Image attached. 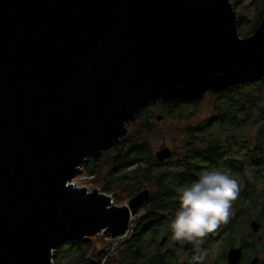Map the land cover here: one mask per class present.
Returning a JSON list of instances; mask_svg holds the SVG:
<instances>
[{"label":"water","instance_id":"1","mask_svg":"<svg viewBox=\"0 0 264 264\" xmlns=\"http://www.w3.org/2000/svg\"><path fill=\"white\" fill-rule=\"evenodd\" d=\"M262 79L264 18L243 37L231 0H0V264H55L67 243L126 234L151 190L119 207L78 187L86 158L160 99Z\"/></svg>","mask_w":264,"mask_h":264},{"label":"trees","instance_id":"2","mask_svg":"<svg viewBox=\"0 0 264 264\" xmlns=\"http://www.w3.org/2000/svg\"><path fill=\"white\" fill-rule=\"evenodd\" d=\"M242 18L240 14L239 20ZM263 18L264 11L258 23ZM208 92L215 99L213 115L184 129L181 153L176 152L170 161L160 162L153 154L150 138L157 137L158 130L150 121L144 137L139 138L129 127L121 143L104 152L110 166L106 167L103 158L87 159L88 172L96 177L103 192L113 195V201H121L119 190L133 197L146 187L155 189L145 204L146 216L137 227L132 226V238L126 240V246L123 247V243L115 255L107 256V264H177L179 247L170 245L164 249L157 246L153 252L148 248L161 227L172 238L169 224L179 204V187L211 169L224 171L232 178L240 175L243 183L239 197L233 202L235 214L225 228L226 241L234 244L237 239L241 242L262 239L253 232L248 233L251 226L246 216H255L264 225V79L238 84L224 91ZM200 99H160L145 107L140 115L145 113L150 119L160 110L165 111L168 118H192L201 106ZM131 125H135V121L129 122ZM174 158L178 160L172 161ZM174 164L176 173L171 169ZM209 238L211 235L208 234L202 248ZM71 244L77 250L78 261H84L93 247L89 237ZM107 251L103 250L102 256ZM110 257L113 259L109 260Z\"/></svg>","mask_w":264,"mask_h":264},{"label":"rangeland","instance_id":"3","mask_svg":"<svg viewBox=\"0 0 264 264\" xmlns=\"http://www.w3.org/2000/svg\"><path fill=\"white\" fill-rule=\"evenodd\" d=\"M234 4V7L238 13V15L242 14L243 18L239 20V31L240 34L243 37L251 36L254 34V31L258 28L260 25V22L258 23V19L263 17V11H264V0H231ZM257 22V23H256ZM201 100V106L196 111L195 115L192 118L182 117V116H175L173 118H168L166 116L165 111L157 110L153 118H147L146 114H141V111L144 109L142 108L140 112L137 114V119L135 120V125H131L130 130H133L134 132H137L138 137H144L148 128H149V121L150 123L156 124L158 134L157 137L153 136L150 138V147L152 149L153 154H155L157 151L161 149L162 146L166 145L170 147L173 151V155L176 152L181 153V146L184 139V129L188 127L189 125L197 124L204 119H206L209 116L213 115L214 111V103L215 99L211 93H206V95L200 99ZM189 113V112H188ZM187 114V113H185ZM140 115V116H139ZM158 115H162L164 118L159 121L157 119ZM106 154L100 157L103 158V163L106 165V167L111 165L110 160L106 159ZM88 160L90 157H87ZM85 160L84 165L81 167V172L73 179V183L81 188H87L88 190H94V189H100L101 186L97 183V179L95 176L90 174L87 170L86 164L89 163V161ZM99 158V159H100ZM171 158V157H170ZM169 158V159H170ZM167 159V160H169ZM178 159L174 158L172 161L176 162ZM170 161V160H169ZM176 164H174L171 169L173 168L174 173L177 172L176 168H174ZM236 179L240 185V188L242 187L243 183L241 180L240 175H235L233 177ZM145 189H150L153 193L155 189L153 187H146ZM102 191V190H101ZM103 192V191H102ZM119 196L121 197V201L115 200L114 204L122 207L125 205L130 204V201L132 197L122 190H119ZM113 196V195H112ZM147 208L144 207L139 210L138 216H136L133 221V227H137L139 223L142 222L143 218L147 214ZM235 214V207L233 205L232 207V215L229 217V219ZM249 215L246 216L247 220ZM251 216V215H250ZM228 219V221H229ZM251 219V217H250ZM222 223L217 230H215L213 233H209L211 235V238H209L208 241H206L207 247L204 251L200 252V263L205 264H214L215 260L217 259V256L220 254V250L223 248L224 242L226 241V235L227 231L222 232V228L224 225L228 223ZM246 222V220H245ZM250 228V229H249ZM248 228V233H251L253 230H251V227ZM105 233L100 232L94 236L89 237L92 241V249L85 255V260H97L100 263V260H102V264L106 263L107 254L102 256V251L107 250L108 242L105 239ZM164 233L159 232L156 236V239L152 238V244L148 248L149 252H153L157 246H160V242L162 240ZM260 236L262 239H264V231L260 232ZM132 237L128 235V237L118 245V249H121V245L126 242V240L131 239ZM241 242L240 239H237L235 241V245L239 244ZM171 244V243H170ZM64 246V245H63ZM61 246L59 249V252L56 251L55 255V264H74L78 261L76 258H78L77 250L73 249V245L71 243L65 244L63 247ZM126 246V243L123 247ZM185 246V243H184ZM117 248L114 250V253L117 251ZM109 250H112V244L109 245ZM182 254V252L180 251ZM115 255V254H112ZM113 259L112 257L109 258ZM181 261L183 258H180Z\"/></svg>","mask_w":264,"mask_h":264},{"label":"clouds","instance_id":"4","mask_svg":"<svg viewBox=\"0 0 264 264\" xmlns=\"http://www.w3.org/2000/svg\"><path fill=\"white\" fill-rule=\"evenodd\" d=\"M239 195L238 181L219 169L205 170L180 186L179 204L169 224L172 239L187 243L194 253L199 252L204 238L228 221Z\"/></svg>","mask_w":264,"mask_h":264},{"label":"flooded vegetation","instance_id":"5","mask_svg":"<svg viewBox=\"0 0 264 264\" xmlns=\"http://www.w3.org/2000/svg\"><path fill=\"white\" fill-rule=\"evenodd\" d=\"M107 151V150H105ZM104 151V152H105ZM103 152V153H104ZM88 157H92V156H88ZM88 159V158H87ZM142 191V190H141ZM147 203V202H146ZM145 203V204H146ZM145 204L140 208H144ZM251 217V219H250ZM248 216V221L249 224L251 226V223L254 220L259 221L255 216ZM261 223V228L258 232H254L258 237L260 236V232L264 231V225L261 221H259ZM227 224L223 226L222 231L225 230ZM160 232L164 233L162 240L160 242V247L161 248H168L170 245H175L176 247H179L180 251L182 252V254L180 253V257L177 260V264H199L201 261L200 260H196L194 259L195 256H200V252L204 251L205 248L207 247V244L205 245V248H200V251L197 253H194L192 249H188L187 245L185 243H179L174 241L169 233H167L163 227H161ZM133 236V233L131 234V237ZM165 238V239H164ZM262 238V237H261ZM171 243V244H170ZM225 245H223V248L220 250V254L217 256V259L215 260L214 264H230L229 262V251L231 248H242V256L240 259L239 264H264V239H257L256 241H246V242H240L239 244L235 245L232 243H228L227 241L224 242ZM180 258H183V260L181 261ZM91 260H84V261H80L77 263H89ZM97 261V260H95ZM255 261V263H254ZM205 264V263H202Z\"/></svg>","mask_w":264,"mask_h":264},{"label":"built area","instance_id":"6","mask_svg":"<svg viewBox=\"0 0 264 264\" xmlns=\"http://www.w3.org/2000/svg\"><path fill=\"white\" fill-rule=\"evenodd\" d=\"M131 232H132V227L130 228V230L126 234H123V235H119V236H116V237L104 235L106 241L108 242L107 243L108 244V247H107V250H108L107 253L108 254L107 255L114 254V250L118 247V245L120 243H122L123 241H125V239L128 237V235L130 236ZM110 244H112V250L111 251L109 250V245Z\"/></svg>","mask_w":264,"mask_h":264}]
</instances>
